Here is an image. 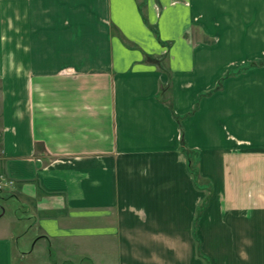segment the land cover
<instances>
[{"label": "crops", "instance_id": "obj_1", "mask_svg": "<svg viewBox=\"0 0 264 264\" xmlns=\"http://www.w3.org/2000/svg\"><path fill=\"white\" fill-rule=\"evenodd\" d=\"M261 52L264 0H0V264H264Z\"/></svg>", "mask_w": 264, "mask_h": 264}, {"label": "rangeland", "instance_id": "obj_2", "mask_svg": "<svg viewBox=\"0 0 264 264\" xmlns=\"http://www.w3.org/2000/svg\"><path fill=\"white\" fill-rule=\"evenodd\" d=\"M140 7L143 8L144 6V2L145 0H137ZM264 65V52H261L259 57L256 56V58H254L253 60H251V62H249L247 65H245L244 67L239 68V71H243L248 67H258V66H263ZM230 71V70H229ZM238 71V70H237ZM236 68L231 69V72L236 73ZM164 91V90H163ZM194 178L196 179V175L195 173L193 174ZM1 177L7 178L4 174H0ZM8 179V178H7ZM6 187H2L0 189V197H6L8 198V194L5 192ZM1 205H0V214L2 216V220H0V232L4 233L6 232V230H8V228H10L9 226V222H5L4 218H13V214L14 212L17 213V208L19 203L16 201H12L11 199L5 200V201H1ZM19 211H22V208H19ZM197 211H199V208L197 209ZM4 217V218H3ZM12 224V223H11ZM13 225V224H12ZM27 223L26 222H18V227H23L26 226ZM27 236L24 237V239H28V242L26 243V250H29L30 247V242L33 240L34 237V232L29 231L27 234ZM105 238V239H103ZM90 249L93 250L92 252L94 254H97V256H99L100 258H106L107 259V264H115V260L117 258V254H116V250L114 247V239H110V238H106V237H94L90 239ZM43 245V247H42ZM42 247L43 248V254L47 255L48 254V259L49 260H56L57 254L53 251V249H49V247H46V245H44L42 243V241L36 243V247H35V251H32L31 255V259L27 258L23 260V262H25L26 264L29 263V261H38V259L40 258V254L38 253V249ZM97 248V251L95 250ZM99 249V250H98ZM69 257V256H68ZM77 257V256H76ZM74 257V264H93L92 260L89 259V257L87 256V254L85 253H81L79 254V256L76 258Z\"/></svg>", "mask_w": 264, "mask_h": 264}, {"label": "built area", "instance_id": "obj_3", "mask_svg": "<svg viewBox=\"0 0 264 264\" xmlns=\"http://www.w3.org/2000/svg\"><path fill=\"white\" fill-rule=\"evenodd\" d=\"M11 180L0 176V189L11 185Z\"/></svg>", "mask_w": 264, "mask_h": 264}]
</instances>
